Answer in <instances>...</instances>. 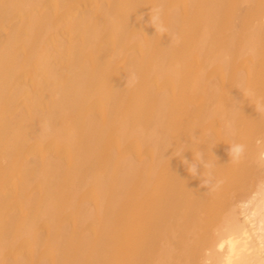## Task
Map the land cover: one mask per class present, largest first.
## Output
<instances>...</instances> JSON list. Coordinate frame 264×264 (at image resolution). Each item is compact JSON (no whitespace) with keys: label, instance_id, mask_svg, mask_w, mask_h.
Masks as SVG:
<instances>
[{"label":"bare ground","instance_id":"6f19581e","mask_svg":"<svg viewBox=\"0 0 264 264\" xmlns=\"http://www.w3.org/2000/svg\"><path fill=\"white\" fill-rule=\"evenodd\" d=\"M0 264H264V0H0Z\"/></svg>","mask_w":264,"mask_h":264}]
</instances>
